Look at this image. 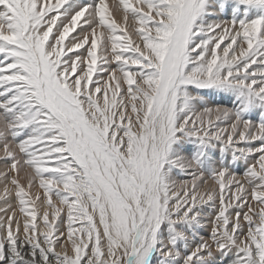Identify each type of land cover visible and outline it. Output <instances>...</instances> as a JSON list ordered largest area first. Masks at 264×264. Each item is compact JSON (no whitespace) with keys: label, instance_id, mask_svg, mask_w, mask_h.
<instances>
[{"label":"snow or ice","instance_id":"6c2138e0","mask_svg":"<svg viewBox=\"0 0 264 264\" xmlns=\"http://www.w3.org/2000/svg\"><path fill=\"white\" fill-rule=\"evenodd\" d=\"M0 149V264H264V0H0Z\"/></svg>","mask_w":264,"mask_h":264},{"label":"rangeland","instance_id":"374dc122","mask_svg":"<svg viewBox=\"0 0 264 264\" xmlns=\"http://www.w3.org/2000/svg\"><path fill=\"white\" fill-rule=\"evenodd\" d=\"M110 2L112 3V0H109V3ZM2 155H3V152H2V149H0V156H2ZM177 179H188V180H190L191 177L190 176H187V175L185 176L184 174H182L181 176L177 177Z\"/></svg>","mask_w":264,"mask_h":264},{"label":"bare ground","instance_id":"6f19581e","mask_svg":"<svg viewBox=\"0 0 264 264\" xmlns=\"http://www.w3.org/2000/svg\"><path fill=\"white\" fill-rule=\"evenodd\" d=\"M111 3V2H110ZM186 176V175H185ZM182 191V190H181Z\"/></svg>","mask_w":264,"mask_h":264}]
</instances>
